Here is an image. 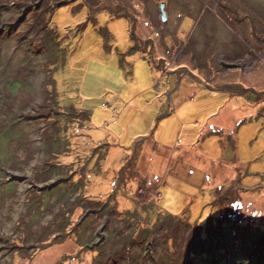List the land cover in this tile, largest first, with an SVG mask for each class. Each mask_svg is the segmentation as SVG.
Listing matches in <instances>:
<instances>
[{
	"label": "rangeland",
	"instance_id": "rangeland-1",
	"mask_svg": "<svg viewBox=\"0 0 264 264\" xmlns=\"http://www.w3.org/2000/svg\"><path fill=\"white\" fill-rule=\"evenodd\" d=\"M0 264H264V0H0Z\"/></svg>",
	"mask_w": 264,
	"mask_h": 264
},
{
	"label": "crops",
	"instance_id": "crops-1",
	"mask_svg": "<svg viewBox=\"0 0 264 264\" xmlns=\"http://www.w3.org/2000/svg\"><path fill=\"white\" fill-rule=\"evenodd\" d=\"M187 47V46H186ZM185 49V48H184ZM184 51H182V53H179V56L181 57V58H183V57H187V56H189L190 55V53H188L187 55L186 54H184L183 53ZM196 57H193V65H194V68L191 70V71H193V73H195V74H197V75H199L201 78H202V80L204 81V82H207L206 81V78L204 77H202L201 76V74H198V73H201L200 71L199 72H197V70L199 69V70H201V71H204L205 73L209 70V68H208V65L207 64H209V63H206V64H203V65H201V66H199V64L197 63V61H196ZM187 68H190L188 65H187V63L186 62H184L183 63V65H182V67H181V69L182 70H185V69H187ZM180 69V70H181ZM154 71V70H153ZM188 72H189V76H192V78H195V82L196 83H194V86H193V88L192 87H190V89H192L191 91H187V92H182L181 94H178V90H176L173 94V97H174V102H173V106L169 109V103H168V105L167 104H165L166 102H165V100H164V103H163V107H166V109L165 110H163L162 111V114H161V119L162 120H164V119H169V117H171V116H173V114L172 113H175V114H177V113H180V109H181V107L184 105V104H186L187 102H193V103H195L196 102V100H197V97H192L193 96V94H199V92H202L203 94H207V91H208V89H206V84H204L199 78H197L191 71H189V70H187ZM174 72V71H173ZM156 73V72H155ZM154 74V73H153ZM152 81V80H151ZM155 81L156 80H153V82H152V86H153V83H155ZM194 82V81H193ZM197 82H199V84H197ZM208 83H209V81H208ZM214 87H216L215 85H213ZM178 89V88H177ZM167 90V89H166ZM215 92V93H214ZM225 92H231V91H229V90H218V89H213V93L214 94H216V93H225ZM183 94V95H182ZM213 94V95H214ZM190 96V97H186V96ZM195 98V99H194ZM168 107V108H167ZM164 113H166V115L164 114ZM173 118V117H172Z\"/></svg>",
	"mask_w": 264,
	"mask_h": 264
},
{
	"label": "trees",
	"instance_id": "trees-1",
	"mask_svg": "<svg viewBox=\"0 0 264 264\" xmlns=\"http://www.w3.org/2000/svg\"><path fill=\"white\" fill-rule=\"evenodd\" d=\"M152 27H154V31L157 33V32H159V30H158V28L157 27H155V26H153L152 25ZM158 34V33H157ZM160 34V33H159ZM135 35H136V33H134V35H133V39H135L136 41V44H135V46L133 47V48H137L135 51H137V52H140V50L138 49V45L139 44H141V41H139L138 39H136L135 38ZM121 62H123L125 65H124V67H126L127 65L126 64H128V61H127V59L126 58H122L121 59ZM129 74H131V77L133 76V71H132V69L130 68V70H129ZM107 153L108 152H106V156H107ZM106 156H105V158H104V160L106 159ZM103 160V161H104ZM109 198V197H108ZM111 198V197H110ZM114 199V197H112V200Z\"/></svg>",
	"mask_w": 264,
	"mask_h": 264
},
{
	"label": "water",
	"instance_id": "water-1",
	"mask_svg": "<svg viewBox=\"0 0 264 264\" xmlns=\"http://www.w3.org/2000/svg\"><path fill=\"white\" fill-rule=\"evenodd\" d=\"M165 4H162V18H163V20L164 21H167V19H168V16H167V12H166V9H165Z\"/></svg>",
	"mask_w": 264,
	"mask_h": 264
},
{
	"label": "flooded vegetation",
	"instance_id": "flooded-vegetation-1",
	"mask_svg": "<svg viewBox=\"0 0 264 264\" xmlns=\"http://www.w3.org/2000/svg\"><path fill=\"white\" fill-rule=\"evenodd\" d=\"M248 45H250V44H248Z\"/></svg>",
	"mask_w": 264,
	"mask_h": 264
}]
</instances>
